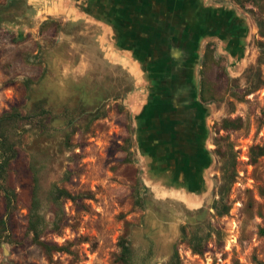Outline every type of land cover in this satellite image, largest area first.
<instances>
[{
	"label": "rangeland",
	"instance_id": "rangeland-1",
	"mask_svg": "<svg viewBox=\"0 0 264 264\" xmlns=\"http://www.w3.org/2000/svg\"><path fill=\"white\" fill-rule=\"evenodd\" d=\"M24 2L28 11L0 25V117L15 109L27 113L33 100L43 98L52 113L42 119L56 131L37 135L31 124H17L19 152L6 182L16 201L8 214L0 196V217L7 215L9 234L0 242V264H114L120 238L129 240L134 264H162L174 244L182 264H264V157L249 160L250 147L264 146V0H221L247 26L241 61L235 64L216 50L201 76L200 51L198 99L209 107L205 147L212 161L205 172L207 192L198 204L143 178L133 120L143 88L129 67L112 59L105 29L56 10L52 0ZM224 119L240 120L242 128L219 129ZM68 122L70 146L63 137ZM228 144L237 171L227 192L231 209L212 216L218 238L196 255L179 242L180 226L186 212L209 209L217 199L223 161L216 149ZM34 168L47 222L42 240L59 251L45 252L27 235ZM54 187L83 197L56 205ZM143 187L150 199L144 211L134 205Z\"/></svg>",
	"mask_w": 264,
	"mask_h": 264
},
{
	"label": "water",
	"instance_id": "water-1",
	"mask_svg": "<svg viewBox=\"0 0 264 264\" xmlns=\"http://www.w3.org/2000/svg\"><path fill=\"white\" fill-rule=\"evenodd\" d=\"M52 1L56 10L102 26L112 59L138 78L134 141L143 178L198 204L212 159L197 68L207 34L203 16L217 9L205 0Z\"/></svg>",
	"mask_w": 264,
	"mask_h": 264
},
{
	"label": "trees",
	"instance_id": "trees-1",
	"mask_svg": "<svg viewBox=\"0 0 264 264\" xmlns=\"http://www.w3.org/2000/svg\"><path fill=\"white\" fill-rule=\"evenodd\" d=\"M18 10V14L12 13V10ZM30 9L24 0H9L5 4H0V25L14 21L17 15L24 14ZM26 10V11H25ZM260 84L256 86L259 88ZM204 92V91H203ZM202 94V93H201ZM249 94V93H247ZM202 102H207L204 94L200 98ZM46 101L43 98H38L32 101V106L27 113L13 110L11 113H6L0 117V196L3 198L4 206L8 214L12 211L16 201V195L12 189L8 187L7 174L11 162L16 159L19 149L17 142L14 141L15 135L18 134L17 124L22 122L31 124L36 130L35 134L48 135L56 131L53 126L45 123L43 118H47L52 113L47 109ZM55 118V117H54ZM95 118H99L96 116ZM72 122H68L63 131L65 143L70 146V128ZM242 128L240 120H227L222 121L219 129L225 131H236ZM218 129V130H219ZM64 130V129H60ZM216 153L223 161L221 172L222 179L219 189L217 191V199H214L209 209L212 210L213 215L209 213L207 208H199L193 212H186L185 223L180 226V243H185L188 249L196 255H203L206 252L208 242L215 236L218 238L220 233L219 229L211 223L213 217H223L227 215L231 209L228 201L227 192L230 186L235 182L237 177L235 155L232 153V145L228 144L226 147L216 149ZM264 157V146L255 145L249 149V160L255 163L259 158ZM37 170L34 168L32 173V195L31 203L28 208L27 215V235L31 237L32 242L39 246L43 251L49 252L52 250L59 251L60 247L52 245L42 240L43 232L46 228L47 222L41 214V201L39 198V181ZM141 193H137L134 201L135 207L144 211L150 199L148 197L149 191L143 187ZM82 195H73L64 188L54 187L52 191V202L58 204L66 199L71 202H76ZM9 238L8 234V219L7 215L0 217V242ZM119 252L115 256L114 264H134L133 263V250L126 238H120L118 241ZM162 264H182L180 255L178 253L177 245L174 244L169 257Z\"/></svg>",
	"mask_w": 264,
	"mask_h": 264
},
{
	"label": "flooded vegetation",
	"instance_id": "flooded-vegetation-1",
	"mask_svg": "<svg viewBox=\"0 0 264 264\" xmlns=\"http://www.w3.org/2000/svg\"><path fill=\"white\" fill-rule=\"evenodd\" d=\"M217 5L211 4L205 0L207 5H213L217 10L209 14H204V25L207 27V34L201 46L200 73L206 62L214 56V52L219 50L222 56L228 57L235 64L241 61L246 42L247 26L245 21L241 20L234 10L224 8L221 0H215ZM204 89L200 88V98H202ZM202 93V94H201Z\"/></svg>",
	"mask_w": 264,
	"mask_h": 264
},
{
	"label": "crops",
	"instance_id": "crops-1",
	"mask_svg": "<svg viewBox=\"0 0 264 264\" xmlns=\"http://www.w3.org/2000/svg\"><path fill=\"white\" fill-rule=\"evenodd\" d=\"M82 18H83V17H79V18H76V19L78 20V19H82Z\"/></svg>",
	"mask_w": 264,
	"mask_h": 264
},
{
	"label": "bare ground",
	"instance_id": "bare-ground-1",
	"mask_svg": "<svg viewBox=\"0 0 264 264\" xmlns=\"http://www.w3.org/2000/svg\"><path fill=\"white\" fill-rule=\"evenodd\" d=\"M182 197H183V196H182ZM185 200H186V199H185ZM186 202H188V201L186 200ZM189 202H190V201H189ZM189 202H188V203H189ZM190 203H192V202H190ZM190 203H189V204H190Z\"/></svg>",
	"mask_w": 264,
	"mask_h": 264
}]
</instances>
